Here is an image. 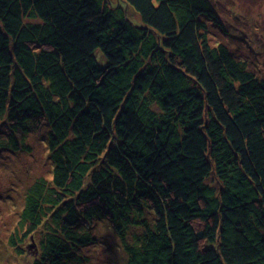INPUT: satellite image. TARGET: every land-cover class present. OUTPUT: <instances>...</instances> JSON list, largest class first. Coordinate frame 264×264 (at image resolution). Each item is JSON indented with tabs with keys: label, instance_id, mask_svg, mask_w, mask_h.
I'll list each match as a JSON object with an SVG mask.
<instances>
[{
	"label": "trees",
	"instance_id": "trees-1",
	"mask_svg": "<svg viewBox=\"0 0 264 264\" xmlns=\"http://www.w3.org/2000/svg\"><path fill=\"white\" fill-rule=\"evenodd\" d=\"M122 1L0 0V153L41 120L50 166L9 246L81 264L100 221L125 264H264V78L211 0Z\"/></svg>",
	"mask_w": 264,
	"mask_h": 264
},
{
	"label": "rangeland",
	"instance_id": "rangeland-1",
	"mask_svg": "<svg viewBox=\"0 0 264 264\" xmlns=\"http://www.w3.org/2000/svg\"><path fill=\"white\" fill-rule=\"evenodd\" d=\"M106 1L111 5H127L122 0ZM211 1L224 29L212 26L203 18L208 44L213 47L224 45L236 61L243 62L250 72L264 78V0ZM126 12L131 19L138 20V15H133L129 7ZM34 121L27 122L23 133L24 145L31 152L0 153V264H32L33 261L29 239L22 245L23 254L17 255L9 246L8 236L17 222L25 188L40 177L50 179L44 144L48 126L38 120L37 127ZM90 233L94 242L78 251V256L83 259L81 264H125L126 254L109 224L98 221ZM33 239L37 244L40 235L35 233Z\"/></svg>",
	"mask_w": 264,
	"mask_h": 264
}]
</instances>
